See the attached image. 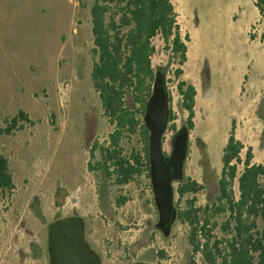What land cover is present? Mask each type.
Returning <instances> with one entry per match:
<instances>
[{
	"label": "rangeland",
	"instance_id": "374dc122",
	"mask_svg": "<svg viewBox=\"0 0 264 264\" xmlns=\"http://www.w3.org/2000/svg\"><path fill=\"white\" fill-rule=\"evenodd\" d=\"M93 1L0 0V128L19 109L35 120L13 134L0 132V152L9 158L15 183L11 194L0 192V264H50L48 223L69 214L84 217L87 240L102 264H188V225L176 222L168 236L156 228L158 212L145 174L122 188L129 197L124 205L112 202L106 213L100 207L97 179L87 161L91 144L105 141L112 127L90 77ZM173 3L181 31L189 36L181 78L197 89L195 120L213 142L212 163L222 167L219 146L226 143L233 120L235 135L245 145L242 155L251 146L253 162H262L264 22L254 0ZM154 44L153 66L165 74L178 130L187 112L173 74L177 62L163 50L160 37ZM176 131L164 134L166 154ZM189 139L198 138L190 133ZM134 143L139 146L138 139ZM198 165H187L186 172L203 182ZM57 191L64 193L60 206ZM116 192L112 187V201ZM216 194L215 184L206 186L196 194L197 204L205 205ZM34 196L45 221L30 208ZM161 249L166 256L158 258Z\"/></svg>",
	"mask_w": 264,
	"mask_h": 264
},
{
	"label": "trees",
	"instance_id": "16d2710c",
	"mask_svg": "<svg viewBox=\"0 0 264 264\" xmlns=\"http://www.w3.org/2000/svg\"><path fill=\"white\" fill-rule=\"evenodd\" d=\"M254 4L264 22V0H254ZM90 16L94 44L90 77L112 130L105 141L91 144L87 169L97 179L99 204L106 213L112 202L120 207L129 199L122 193L124 186L143 174L150 178V131L143 117L157 73L152 61L156 37L163 40V50L177 62L173 74L180 106L187 112L183 125L189 130L194 127L196 88L181 78L189 36L181 31L173 0H94ZM175 119L169 94L167 129L177 130ZM4 120L0 132L6 135L35 123L24 109ZM197 146L203 182L187 175L184 167L174 194V224L188 225V264H199L198 258L201 264H264V160L253 162L251 146L242 155L245 145L235 135V120L222 149L220 174L210 164L206 143L199 138ZM212 184L217 194L205 205H198L196 194ZM112 187L117 190L113 201ZM14 188L9 158L0 152V192L11 194ZM63 200L64 193L57 191L55 204L60 206ZM30 208L45 221L38 196ZM156 256L163 258L166 253L161 249Z\"/></svg>",
	"mask_w": 264,
	"mask_h": 264
},
{
	"label": "water",
	"instance_id": "95a60500",
	"mask_svg": "<svg viewBox=\"0 0 264 264\" xmlns=\"http://www.w3.org/2000/svg\"><path fill=\"white\" fill-rule=\"evenodd\" d=\"M169 118V93L165 74L157 71L152 92L146 102L144 123L149 134L148 152L150 181L154 203L158 212L155 223L164 236H168L177 218L174 205L175 183L184 175L185 161L189 151L190 130L183 125L172 136L171 151L163 150V136ZM47 252L50 264H102V258L91 247L86 237L83 216L69 214L48 223ZM132 264H159L138 260Z\"/></svg>",
	"mask_w": 264,
	"mask_h": 264
},
{
	"label": "crops",
	"instance_id": "0c3cea01",
	"mask_svg": "<svg viewBox=\"0 0 264 264\" xmlns=\"http://www.w3.org/2000/svg\"><path fill=\"white\" fill-rule=\"evenodd\" d=\"M186 80V79H184ZM187 81V80H186ZM189 82V81H187ZM191 83V82H189ZM196 88V87H195ZM196 95H197V89H196ZM196 97V96H195ZM196 116V114H195ZM195 116H194V127L192 130H190L191 134L195 133L196 134V137L199 139H202L205 143H206V146H207V151H208V155H209V160H210V164L211 166L213 167V169H215L216 173L217 174H220V171L222 169L221 168H217L215 167V165L212 163V153H211V148H212V145L213 142L212 140H210V138L207 136V130L206 129H199L198 125H197V122L195 120ZM229 135V134H228ZM239 139V138H238ZM227 142V141H226ZM226 144V143H225ZM225 144H223L222 146H219L221 147V156H222V149L223 147L225 146ZM216 146V144H215ZM219 149V148H218ZM254 154V153H253ZM200 159H201V154H200V150H199V147L197 146V142H192L190 140V146H189V152H188V155H187V159L185 161V172L187 171L186 170V167L187 165L189 164H192L194 161H196L197 163H199L198 165V168H199V171L203 173V168L201 166V163H200ZM222 161V160H221ZM187 174V172H186ZM197 180V179H196ZM199 181V180H198Z\"/></svg>",
	"mask_w": 264,
	"mask_h": 264
}]
</instances>
